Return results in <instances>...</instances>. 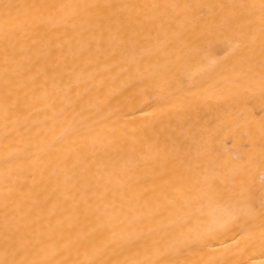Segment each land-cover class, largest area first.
Returning <instances> with one entry per match:
<instances>
[{
	"label": "bare ground",
	"instance_id": "obj_1",
	"mask_svg": "<svg viewBox=\"0 0 264 264\" xmlns=\"http://www.w3.org/2000/svg\"><path fill=\"white\" fill-rule=\"evenodd\" d=\"M0 264H264V0H0Z\"/></svg>",
	"mask_w": 264,
	"mask_h": 264
}]
</instances>
